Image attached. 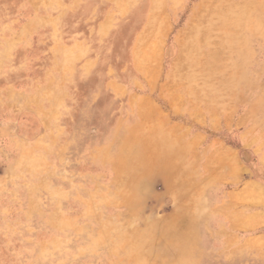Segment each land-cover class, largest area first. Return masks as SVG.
<instances>
[{
  "label": "rangeland",
  "instance_id": "obj_1",
  "mask_svg": "<svg viewBox=\"0 0 264 264\" xmlns=\"http://www.w3.org/2000/svg\"><path fill=\"white\" fill-rule=\"evenodd\" d=\"M263 158L264 0H0V264H264Z\"/></svg>",
  "mask_w": 264,
  "mask_h": 264
},
{
  "label": "bare ground",
  "instance_id": "obj_2",
  "mask_svg": "<svg viewBox=\"0 0 264 264\" xmlns=\"http://www.w3.org/2000/svg\"><path fill=\"white\" fill-rule=\"evenodd\" d=\"M203 4V3H202ZM164 30V29H163ZM161 32V31H160ZM186 49V48H185ZM264 159V158H263ZM238 162L237 161H234V165H235V170L234 171H236V170H238V169H240V167L238 166V164H237ZM241 164V163H240ZM248 190L250 191V195L253 197V198H255L256 200H260V199H262V201H264V187L262 186V185H260L259 183H252V184H250L249 185V187H248ZM247 190V191H248ZM245 191V190H244ZM248 191V192H249ZM247 192V194H249ZM246 194V193H245ZM246 198V197H245Z\"/></svg>",
  "mask_w": 264,
  "mask_h": 264
}]
</instances>
